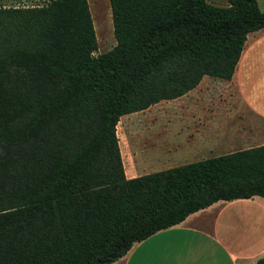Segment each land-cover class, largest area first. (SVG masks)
Here are the masks:
<instances>
[{
  "label": "trees",
  "instance_id": "trees-1",
  "mask_svg": "<svg viewBox=\"0 0 264 264\" xmlns=\"http://www.w3.org/2000/svg\"><path fill=\"white\" fill-rule=\"evenodd\" d=\"M227 1L109 0L116 45L97 56L88 0L0 4V264H112L219 201L264 198V145L127 179L116 136L231 80L264 12Z\"/></svg>",
  "mask_w": 264,
  "mask_h": 264
},
{
  "label": "crops",
  "instance_id": "crops-1",
  "mask_svg": "<svg viewBox=\"0 0 264 264\" xmlns=\"http://www.w3.org/2000/svg\"><path fill=\"white\" fill-rule=\"evenodd\" d=\"M257 4L264 12V0ZM154 109L162 140L121 151L127 179L263 146L264 29L248 34L231 80L205 76L182 97L143 112ZM263 257L264 198L254 196L191 214L112 264H257Z\"/></svg>",
  "mask_w": 264,
  "mask_h": 264
},
{
  "label": "rangeland",
  "instance_id": "rangeland-1",
  "mask_svg": "<svg viewBox=\"0 0 264 264\" xmlns=\"http://www.w3.org/2000/svg\"><path fill=\"white\" fill-rule=\"evenodd\" d=\"M46 1L0 0V4L14 7H31L43 5ZM207 1L218 7L228 6L227 0ZM88 5L97 40V51L95 53V56H97L110 51L116 45L113 35L111 8L109 0H88ZM157 112H159L158 109H154L150 112H138L121 117L116 127L120 155L121 151L128 150L129 145L132 149L146 151L150 145L152 146L158 141L161 142L164 127H162V123H154L150 119V116H154ZM157 114L160 116V112Z\"/></svg>",
  "mask_w": 264,
  "mask_h": 264
}]
</instances>
